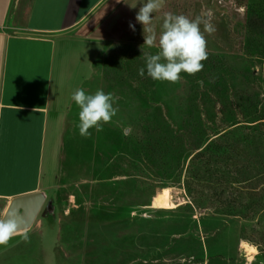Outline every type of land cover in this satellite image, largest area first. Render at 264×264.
Returning <instances> with one entry per match:
<instances>
[{"label":"rangeland","instance_id":"1","mask_svg":"<svg viewBox=\"0 0 264 264\" xmlns=\"http://www.w3.org/2000/svg\"><path fill=\"white\" fill-rule=\"evenodd\" d=\"M248 1L164 0L152 14L157 46L148 47L136 20L147 0H128L112 36L70 45L63 83H84L86 94L111 93L118 110L88 137L79 124L72 127L67 171L56 164L46 172L47 184H63L49 189L54 210L39 215L27 241L18 234L0 245V264H264V201L257 198L264 185L253 180L259 164L243 160L251 153L264 161V127L245 128L241 113L240 125L227 127L221 112V102L237 105L247 87L264 98V59L242 50ZM166 13L199 17L202 32L205 22L214 29L204 32L203 70L181 72L176 83L154 80L146 69L145 55L159 51ZM252 71L248 83L244 74ZM224 127L231 132L218 143L237 141L243 132L252 142L240 144V156L231 149L238 162H215L208 150L197 155Z\"/></svg>","mask_w":264,"mask_h":264},{"label":"crops","instance_id":"2","mask_svg":"<svg viewBox=\"0 0 264 264\" xmlns=\"http://www.w3.org/2000/svg\"><path fill=\"white\" fill-rule=\"evenodd\" d=\"M122 7L128 0H0V218L12 198L44 190L48 200L63 186L46 172L67 171L66 141L71 149L80 123L68 93L87 90L63 83L70 45L108 38Z\"/></svg>","mask_w":264,"mask_h":264},{"label":"clouds","instance_id":"3","mask_svg":"<svg viewBox=\"0 0 264 264\" xmlns=\"http://www.w3.org/2000/svg\"><path fill=\"white\" fill-rule=\"evenodd\" d=\"M164 4V0H147L142 4L137 13L136 20L142 23L144 28V45L157 46V33L152 23V14L158 11ZM211 16V12L208 13ZM199 17L190 19L180 14L166 13L163 19L162 31L158 37L159 51L156 54L145 55L147 74L154 80L176 83L180 80V73L185 72L194 75L203 70L202 61L207 60V42L204 32L211 34L214 29L211 24L204 23V32L200 28ZM134 30V25H130ZM138 74L143 77L145 68L141 67ZM201 83L202 81H199ZM72 100L78 105L79 134L83 137L91 135L90 128L102 131V123H108L116 115L118 109L113 106L114 97L103 90H97L95 94H86L80 88L72 94ZM6 105L0 104V108ZM20 230L14 219H0V245L8 242ZM23 238L28 240L27 232H23Z\"/></svg>","mask_w":264,"mask_h":264},{"label":"trees","instance_id":"4","mask_svg":"<svg viewBox=\"0 0 264 264\" xmlns=\"http://www.w3.org/2000/svg\"><path fill=\"white\" fill-rule=\"evenodd\" d=\"M246 13H247V17L243 25L244 44L242 50H244V52L248 55H256L257 57L260 56L261 58L264 59V0H249L246 7ZM223 66L229 73H231L232 69L230 70L228 68L230 66L228 65H223ZM215 68H217V66H215ZM237 74L234 73V76ZM244 75L247 78H249L245 80H247V82L250 83V77L251 76L255 77L256 73L255 71H252L251 73L249 72L247 73V75L245 73ZM236 99H238L237 105L233 104L232 102H221L223 105L221 106L223 119L227 117V121L229 124L227 125V127L235 126L241 123L237 119V114L240 113L244 117V119L242 120L243 121L242 124L245 125V128L246 126H248L247 128H253L254 130H256L264 127V98H262L261 92L256 91L252 87H247L245 91H243L241 94H239L238 96L236 95ZM227 100H229V96L227 97ZM224 130L226 131L223 132ZM230 132L231 131L225 129V127L220 130L217 129L214 132L210 142L202 150L197 151L196 154L197 155L204 154L208 150L211 151L209 153L210 154L209 158L215 162H219V163H221V161L238 162V159L235 160V158L229 156V152L231 151V149L236 155L239 154L240 156L242 154L240 144H242V142L244 143V141L248 139L247 148H249L252 142L250 141V138L247 137L245 132H243L238 135L237 141L227 142L229 140L227 139V141L225 140V143H218V140L220 138L222 139L225 136V134L229 135ZM201 147L202 145L199 146L198 149ZM248 154L250 155L243 156V160L245 162H247L248 159V163L251 166H254L255 168L259 164L255 172V174L257 175L253 179L255 183V187L259 185V182L261 183V185L262 184L264 185V161L261 162L259 159H255V158L251 159V157H253L254 155H252L251 153ZM236 162L234 166L237 169L238 164ZM252 198L254 199V197ZM257 198L260 201L261 200L264 201V195H262L261 193L257 194Z\"/></svg>","mask_w":264,"mask_h":264},{"label":"water","instance_id":"5","mask_svg":"<svg viewBox=\"0 0 264 264\" xmlns=\"http://www.w3.org/2000/svg\"><path fill=\"white\" fill-rule=\"evenodd\" d=\"M46 201L47 193L44 190L14 197L9 201L0 219H14L20 227L16 235L23 234V232L32 229L40 214L45 216L54 210L53 202L50 200L48 201L47 209L42 212Z\"/></svg>","mask_w":264,"mask_h":264},{"label":"flooded vegetation","instance_id":"6","mask_svg":"<svg viewBox=\"0 0 264 264\" xmlns=\"http://www.w3.org/2000/svg\"><path fill=\"white\" fill-rule=\"evenodd\" d=\"M48 201H49V200H47V201H46V203H45V205H44V207H43V210H42V212H43L44 210H46V209H47V206H48ZM52 202H53V201H52ZM53 204H54V203H53ZM53 204H52V206H53Z\"/></svg>","mask_w":264,"mask_h":264}]
</instances>
